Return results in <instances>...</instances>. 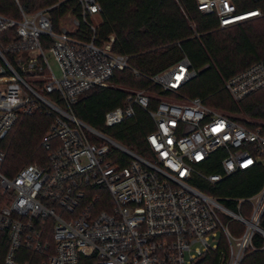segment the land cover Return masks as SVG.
I'll list each match as a JSON object with an SVG mask.
<instances>
[{
    "label": "built area",
    "instance_id": "obj_1",
    "mask_svg": "<svg viewBox=\"0 0 264 264\" xmlns=\"http://www.w3.org/2000/svg\"><path fill=\"white\" fill-rule=\"evenodd\" d=\"M54 5L18 19L0 13V240L3 264H198L209 252L216 264H241L253 249V236L264 237V184L252 196L221 198L197 183L214 185L256 163L264 165V131L250 130L230 116L208 108L200 98L162 99L148 110L149 97L129 92L125 104L105 113L111 127L146 110L154 123L147 134V156L122 146L103 131L81 122L71 106L93 87L110 83L116 71L131 68L127 54L112 50L114 36L98 41L90 18L96 0H75V29L51 19ZM197 9L214 15L218 28L259 17L260 10L238 11L234 0H196ZM253 16L245 18L249 13ZM83 23L81 28L79 21ZM55 60L59 76L49 64ZM196 75L186 57L150 75L162 91H175ZM264 87V63L256 62L226 80L236 101ZM51 118L41 146L42 163L3 173L1 142L23 116ZM219 153V171L207 172ZM225 202H231L230 208ZM248 203L249 214L240 213ZM243 225L239 235L228 224ZM49 233L51 241L47 240Z\"/></svg>",
    "mask_w": 264,
    "mask_h": 264
},
{
    "label": "trees",
    "instance_id": "obj_2",
    "mask_svg": "<svg viewBox=\"0 0 264 264\" xmlns=\"http://www.w3.org/2000/svg\"><path fill=\"white\" fill-rule=\"evenodd\" d=\"M62 0H0V13L18 19L21 8L31 13L39 8L54 5ZM99 12L90 21L95 25L98 41L114 36L112 50L130 56L132 70L116 71L110 85L93 87L82 93L71 106L73 114L84 124L103 131L128 150L147 156L146 136L154 129V123L146 110L134 107L133 115L111 127L104 126L105 113L125 104L129 93L124 87L142 89L148 94V110H152L163 99H188L198 97L206 106L223 111L243 127L255 130L264 125L240 118L244 114L264 121V87L250 93L241 100H234L224 88L226 80L256 62L264 63V0H234L238 11L260 10L262 15L253 21H242L236 25L218 28L214 15L201 13L196 0H96ZM71 10L78 17L75 0H65L51 11L55 28L58 20ZM252 19V18H251ZM80 27L84 25L79 21ZM186 57L196 75L175 91H162L148 80L156 74ZM51 118L35 113L21 117L5 134L1 149L5 153L3 173L12 176L21 167L31 163H42L45 151L41 140ZM219 153L209 159L207 172H218ZM264 184V165L256 163L251 168L237 171L214 185L197 183L206 193L221 198H244L257 193ZM230 208L231 202H225ZM248 203L242 205L240 213L249 214ZM264 231V214L260 222ZM229 231L239 235L243 225L228 224ZM47 240L51 241L49 233ZM6 242L0 240V264L6 251ZM33 264L42 257L26 254ZM80 264H93V257L83 256ZM198 264H216V254L209 252ZM241 264H264V237L255 233L253 249L246 254Z\"/></svg>",
    "mask_w": 264,
    "mask_h": 264
},
{
    "label": "rangeland",
    "instance_id": "obj_3",
    "mask_svg": "<svg viewBox=\"0 0 264 264\" xmlns=\"http://www.w3.org/2000/svg\"><path fill=\"white\" fill-rule=\"evenodd\" d=\"M254 10H256V9H254ZM72 15L73 14H72L71 10H69L60 20V22L63 25V27H65L66 29H68L70 31H73L75 29V25H74V21H73V18H75V17H72ZM257 18L258 17H255V18H252V19H250L248 21H253V20H256ZM47 57H48L49 64H50L54 74L56 76H59V69H58V66H57L55 60L53 59V57L50 56V54H47ZM108 85H110V83ZM124 89L127 92L142 90V89H135V88H129V87H124ZM142 91H144L147 95L148 94H152V92L147 91V90H142ZM163 99L164 100H168V101L174 100L173 97H171V96H164ZM207 107L210 108V109H213V110H215L217 112L223 113V111H221L219 109H216V108H213V107H210V106H207ZM238 116L240 118H244L246 120L256 122L257 124L264 125V121L263 120L253 119V118H250L248 116H245L244 114H239Z\"/></svg>",
    "mask_w": 264,
    "mask_h": 264
},
{
    "label": "bare ground",
    "instance_id": "obj_4",
    "mask_svg": "<svg viewBox=\"0 0 264 264\" xmlns=\"http://www.w3.org/2000/svg\"><path fill=\"white\" fill-rule=\"evenodd\" d=\"M254 14H248V15H246L245 16V18H249V17H251V16H253Z\"/></svg>",
    "mask_w": 264,
    "mask_h": 264
}]
</instances>
